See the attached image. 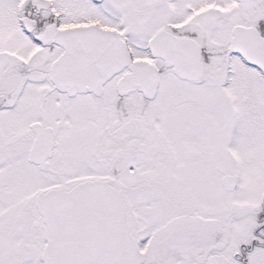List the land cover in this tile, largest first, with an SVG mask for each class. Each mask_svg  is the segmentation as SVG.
Listing matches in <instances>:
<instances>
[{
  "label": "snow or ice",
  "instance_id": "obj_1",
  "mask_svg": "<svg viewBox=\"0 0 264 264\" xmlns=\"http://www.w3.org/2000/svg\"><path fill=\"white\" fill-rule=\"evenodd\" d=\"M0 264H264V0H0Z\"/></svg>",
  "mask_w": 264,
  "mask_h": 264
}]
</instances>
